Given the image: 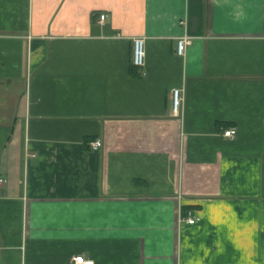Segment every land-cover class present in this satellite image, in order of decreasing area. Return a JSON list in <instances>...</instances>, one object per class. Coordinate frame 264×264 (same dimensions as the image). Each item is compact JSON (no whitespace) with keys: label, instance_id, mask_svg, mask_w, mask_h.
<instances>
[{"label":"crops","instance_id":"0c3cea01","mask_svg":"<svg viewBox=\"0 0 264 264\" xmlns=\"http://www.w3.org/2000/svg\"><path fill=\"white\" fill-rule=\"evenodd\" d=\"M0 176V264H264V0H0Z\"/></svg>","mask_w":264,"mask_h":264},{"label":"built area","instance_id":"2783aa9c","mask_svg":"<svg viewBox=\"0 0 264 264\" xmlns=\"http://www.w3.org/2000/svg\"><path fill=\"white\" fill-rule=\"evenodd\" d=\"M105 15L100 14L97 22L103 24ZM191 43V37L187 35H182L176 41V52L178 55H183L185 53L186 47ZM132 65L138 68L143 74V69L145 65V38L143 36H135L132 38ZM171 100L172 109L174 113H177L180 108L184 96L183 90L180 87H174L171 89ZM237 134V128L235 126H229L223 129L221 135L228 138L234 139ZM101 140L96 138L89 141V147L92 150H97L101 146ZM5 179L0 176V188L4 185ZM181 219L188 224H193L197 219L190 211L187 212L186 216H182ZM73 264H93L91 259L86 258L84 255H73L70 259Z\"/></svg>","mask_w":264,"mask_h":264}]
</instances>
